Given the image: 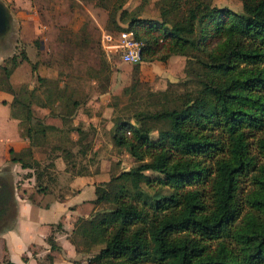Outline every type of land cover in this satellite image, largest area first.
<instances>
[{
  "label": "trees",
  "instance_id": "obj_1",
  "mask_svg": "<svg viewBox=\"0 0 264 264\" xmlns=\"http://www.w3.org/2000/svg\"><path fill=\"white\" fill-rule=\"evenodd\" d=\"M126 1L93 0L116 32L130 31L140 42L136 74L139 63L184 56L193 60L186 61L185 75L195 88L176 93L169 83L146 96L159 108L113 118L111 141L136 164L94 186L93 210L74 221L69 242L78 252L102 245L87 264H264V0H237L240 12L192 0L195 9L186 13L159 0V20L137 18L123 7ZM12 60L14 68L19 63ZM11 70L0 67V89L22 109L28 145L17 153L9 149L10 161L32 171L43 193L53 163L41 165L33 150L48 131L61 129L31 121L34 91H12ZM135 79L124 94L141 83ZM47 92L40 107L59 98ZM72 130L80 144L85 132ZM61 151L69 154L64 146ZM144 171L157 174L146 184L150 192L140 185ZM74 174H83L82 167ZM11 201V192L1 187L0 221ZM99 204L107 207L96 211ZM46 243L59 250L53 233ZM44 259L51 264L50 254Z\"/></svg>",
  "mask_w": 264,
  "mask_h": 264
},
{
  "label": "rangeland",
  "instance_id": "obj_2",
  "mask_svg": "<svg viewBox=\"0 0 264 264\" xmlns=\"http://www.w3.org/2000/svg\"><path fill=\"white\" fill-rule=\"evenodd\" d=\"M10 12L9 33L0 40V67L13 68V57L19 64L14 67L8 77V85L15 91L27 89L34 91L32 100L33 123L41 122L56 126L60 132L48 131L42 146L33 150V157L41 165L51 161L55 168L48 167L50 174H59V186L74 176L77 168L82 167V173L100 172L114 175L120 169H128L135 165L130 161L126 151L116 147L111 141V129L114 117H126L135 110L147 109L152 111L160 107L159 101L146 100L150 91H163L169 87L176 93L195 88V84L185 75V63L193 60L184 56L173 55L165 62L150 61L139 63L136 74L134 64L121 60L119 53L104 52L100 46L103 32L116 35V28L106 21V12L94 5L93 0H0ZM168 1V0H167ZM178 5L186 13L195 9L192 0H169ZM210 5L227 7L240 12V2L237 0H210ZM123 7L131 11L139 19H160L159 0H127ZM206 7L199 9L203 13ZM179 14V12H178ZM173 13L169 17H175ZM126 26V22L121 24ZM26 56L27 60L21 59ZM196 68V66H195ZM137 78L141 83L134 87L130 94H124L123 89L130 88ZM40 79V80H39ZM188 79V80H187ZM187 81L183 85V81ZM5 83L1 84V87ZM53 95L65 92L63 98L55 97L52 106L40 107L46 94ZM71 100L77 101V106L70 105ZM5 103V101H3ZM69 111L65 112V106ZM48 110L50 112H48ZM55 111L58 113H55ZM13 119H22L23 112L19 105L13 103L8 106V113ZM5 107L0 104V142L3 136L11 131V123L6 122ZM64 113L63 118L61 115ZM72 127H79L85 132V138L80 144L75 142ZM155 135V133L153 134ZM3 144V142L1 143ZM58 145L59 148H54ZM65 147L69 152L61 151ZM85 153H79L78 149ZM65 156L63 158L62 156ZM65 161V163H64ZM65 167L63 171L56 169ZM73 164V165H72ZM74 167V169L71 168ZM5 168V175L11 179L13 206L10 207L5 218L0 221V234L8 229L13 230L17 220V199L26 195L34 205L43 207L55 192L45 193L40 198L36 193L32 171L23 169L16 171L9 160L0 166ZM52 169V170H51ZM64 172V173H62ZM29 174V175H28ZM155 173L144 171L140 176L142 189L148 181L156 178ZM98 177V179H100ZM30 178V179H29ZM45 179V177H43ZM19 183V184H18ZM48 189L56 190V184L46 181ZM13 184L15 185L13 187ZM63 190V189H62ZM107 207L99 204L95 209L101 211ZM46 212V216L52 217ZM34 220V218H33ZM10 227V228H9ZM62 241L63 235L60 236ZM57 242V243H58ZM101 246H91L84 252L80 246L78 252L58 251L55 255L56 264H87L89 257L94 256ZM29 252H35L30 248ZM36 259V258H35ZM41 264H48L43 257L36 259Z\"/></svg>",
  "mask_w": 264,
  "mask_h": 264
},
{
  "label": "crops",
  "instance_id": "obj_3",
  "mask_svg": "<svg viewBox=\"0 0 264 264\" xmlns=\"http://www.w3.org/2000/svg\"><path fill=\"white\" fill-rule=\"evenodd\" d=\"M138 72L139 66L137 74ZM64 93L65 92L61 91L57 99L65 97ZM3 101H5V103H3ZM13 103V95L0 89V104L5 107L7 111L4 115V119L6 122H10L12 126V132L3 136V139H1L3 141L0 142V166L6 161H10L9 149L17 153L28 145L22 119H13L12 114H10V112L8 113V106H12ZM32 107L31 105V109L33 110ZM48 112L50 111L48 110ZM55 113H58V111H55ZM72 131L77 134L74 130ZM77 137H75V140ZM2 142L3 144H1ZM127 156L129 155L127 154ZM62 157L65 158L64 155ZM130 161L133 163L131 157ZM51 167L53 169L55 165ZM13 169L16 171L23 170L18 163H13ZM56 169L58 171L60 169L64 171L65 167H59V165L56 164ZM122 170L127 169H120L119 171ZM100 174L99 171L74 174L66 183H62V186H65V188H62L63 190L58 185L59 174H57V176H54L53 173L50 174L51 180L49 181L56 184V190L53 191L52 189H48L49 187L46 180L43 179L42 186H46L47 189L44 190L43 193L37 192L36 190V193L42 198L43 196L41 195L45 193L51 194L55 192L56 197L52 198L43 207L32 204L27 199L26 195L19 196L16 202L18 216L15 227L13 230L8 229L0 234V264H41L40 261L37 262L36 259L44 258L46 254L51 255V264H56V252L65 251L74 254L75 248L69 242L68 236L73 228L74 221L77 218H86L92 212V201L95 197L94 186L98 183L106 182L110 177L109 171L106 175L103 174V178L99 177ZM31 176L33 177L35 185L34 174H31L29 177ZM98 177L100 179H98ZM14 186L13 184V187ZM35 188L37 189V187ZM46 212L50 215H52V213L54 214L52 217H48L46 216ZM57 223L61 224L60 229L55 228ZM51 233H53V239L56 245L59 246V250L57 251H50L46 243V237ZM61 235H63L62 241L58 242ZM30 248L34 249L35 252H29Z\"/></svg>",
  "mask_w": 264,
  "mask_h": 264
},
{
  "label": "built area",
  "instance_id": "obj_4",
  "mask_svg": "<svg viewBox=\"0 0 264 264\" xmlns=\"http://www.w3.org/2000/svg\"><path fill=\"white\" fill-rule=\"evenodd\" d=\"M100 46L104 52L119 53L121 60L126 63H137L140 58L139 41L135 40L130 31H122L116 35L103 32Z\"/></svg>",
  "mask_w": 264,
  "mask_h": 264
},
{
  "label": "water",
  "instance_id": "obj_5",
  "mask_svg": "<svg viewBox=\"0 0 264 264\" xmlns=\"http://www.w3.org/2000/svg\"><path fill=\"white\" fill-rule=\"evenodd\" d=\"M10 14L0 1V38L4 37L10 30Z\"/></svg>",
  "mask_w": 264,
  "mask_h": 264
},
{
  "label": "flooded vegetation",
  "instance_id": "obj_6",
  "mask_svg": "<svg viewBox=\"0 0 264 264\" xmlns=\"http://www.w3.org/2000/svg\"><path fill=\"white\" fill-rule=\"evenodd\" d=\"M8 33H9V31H8ZM4 37L0 38V40H2ZM5 172H6L5 168H1L0 169V188L1 187H3V188L6 187L7 190H9L11 192V194H12L13 188H12V184H11V179L5 175ZM11 206H13V194H12V201L10 202V207Z\"/></svg>",
  "mask_w": 264,
  "mask_h": 264
}]
</instances>
